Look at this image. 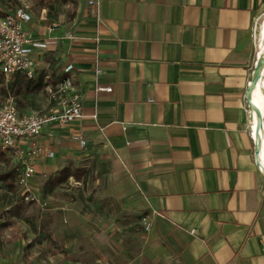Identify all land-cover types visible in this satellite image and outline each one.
Masks as SVG:
<instances>
[{"label":"crops","instance_id":"1","mask_svg":"<svg viewBox=\"0 0 264 264\" xmlns=\"http://www.w3.org/2000/svg\"><path fill=\"white\" fill-rule=\"evenodd\" d=\"M14 1L0 12L29 2L24 28L52 41L35 55V109L73 63L85 117L43 127L54 156L38 159L32 184L47 206L4 230L0 264H264L246 98L264 0H102L98 14L89 0ZM67 32L76 38L60 41Z\"/></svg>","mask_w":264,"mask_h":264},{"label":"built area","instance_id":"2","mask_svg":"<svg viewBox=\"0 0 264 264\" xmlns=\"http://www.w3.org/2000/svg\"><path fill=\"white\" fill-rule=\"evenodd\" d=\"M97 14L100 12L102 0H89ZM32 5L23 1L14 11L0 12V71L8 80L16 75H22L27 80L37 78L36 53L50 49L52 41L35 38L24 28V23L32 18ZM57 24L49 27L54 32ZM75 39L73 32H67L60 37ZM100 39L99 36L95 38ZM101 68L96 73L100 74ZM65 76L56 84L47 86V104L40 109L20 112L13 95L9 94L5 101L0 102V154L11 158L16 165V175L22 196L26 201H36L46 207L47 202H41L35 193L32 179L37 173L38 159L46 155L53 157L54 152H46L40 141L42 129L50 123L66 126L85 117L83 110L84 95L76 86L77 71L73 63L64 68ZM98 91L111 92L113 88L98 87ZM94 118L97 114L93 115ZM52 137L53 134L49 133ZM81 147H87V140L81 135H75ZM146 228L150 223L146 222Z\"/></svg>","mask_w":264,"mask_h":264},{"label":"rangeland","instance_id":"3","mask_svg":"<svg viewBox=\"0 0 264 264\" xmlns=\"http://www.w3.org/2000/svg\"><path fill=\"white\" fill-rule=\"evenodd\" d=\"M14 2H17L14 1ZM27 2V1H26ZM29 3V2H28ZM256 56V52H255ZM35 82V81H34ZM27 79L25 78H10L9 80L3 77L0 74V102L5 101L4 97L9 95V91L11 90V95H13L15 102L20 110V112H26L28 109H35L36 104L34 102V95L40 93L27 92ZM43 94L45 96L47 93L43 90ZM31 97V99H28ZM2 154H0L1 156ZM16 165L11 158H7L6 156H1L0 158V238L4 234V230L8 229L10 226H14L15 230L22 231L25 230V227L20 222L21 218L24 214H28V217L33 218L35 209L37 208L35 204L39 205L36 201H26L25 205L18 207H10L6 203V199L8 196H22V192L19 188L17 175H16ZM39 194H40V190ZM37 190L35 193L38 195ZM23 197V196H22ZM40 199V197L38 196ZM45 202V201H41ZM18 208V209H17ZM20 213L23 215L20 216ZM27 216V215H26ZM32 230H34L33 219L30 224ZM12 230V229H10ZM12 233V231H11ZM10 240H14L15 236H10ZM34 238V237H33ZM32 238V239H33ZM34 240H32V244ZM30 244V245H32ZM28 253H31L29 250Z\"/></svg>","mask_w":264,"mask_h":264},{"label":"bare ground","instance_id":"4","mask_svg":"<svg viewBox=\"0 0 264 264\" xmlns=\"http://www.w3.org/2000/svg\"><path fill=\"white\" fill-rule=\"evenodd\" d=\"M257 51L249 87V112L251 134L256 147L258 159L264 169V13L256 24Z\"/></svg>","mask_w":264,"mask_h":264},{"label":"trees","instance_id":"5","mask_svg":"<svg viewBox=\"0 0 264 264\" xmlns=\"http://www.w3.org/2000/svg\"><path fill=\"white\" fill-rule=\"evenodd\" d=\"M42 87H43V82L41 80H39L38 82H34V80H27V89H26L27 92L40 90Z\"/></svg>","mask_w":264,"mask_h":264},{"label":"water","instance_id":"6","mask_svg":"<svg viewBox=\"0 0 264 264\" xmlns=\"http://www.w3.org/2000/svg\"><path fill=\"white\" fill-rule=\"evenodd\" d=\"M252 78H255V75H254V73H253V76H252ZM246 98H249V97H248V90H247V92H246ZM255 149H256V147H255Z\"/></svg>","mask_w":264,"mask_h":264}]
</instances>
